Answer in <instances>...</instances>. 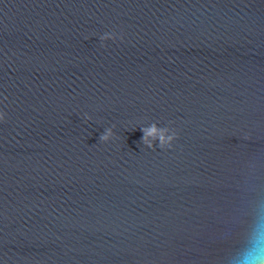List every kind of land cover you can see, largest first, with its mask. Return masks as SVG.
<instances>
[{
	"label": "water",
	"instance_id": "obj_1",
	"mask_svg": "<svg viewBox=\"0 0 264 264\" xmlns=\"http://www.w3.org/2000/svg\"><path fill=\"white\" fill-rule=\"evenodd\" d=\"M0 112V264H223L264 194V0H0Z\"/></svg>",
	"mask_w": 264,
	"mask_h": 264
},
{
	"label": "clouds",
	"instance_id": "obj_2",
	"mask_svg": "<svg viewBox=\"0 0 264 264\" xmlns=\"http://www.w3.org/2000/svg\"><path fill=\"white\" fill-rule=\"evenodd\" d=\"M117 37L114 34H105L100 37L102 42L112 40L115 41ZM120 39H123L122 37ZM86 119L91 117L86 116ZM5 120V114L0 112V122ZM143 132L142 143L149 149H154L155 145L149 141V137L153 140L159 136L160 148L167 146L171 148L172 143L177 139L176 132L165 137L159 133L156 125L153 124L150 130L142 128ZM114 137L111 128H108L100 136L101 143H108ZM223 264H264V194H258L250 220L244 230L238 234L236 246L231 248L224 257Z\"/></svg>",
	"mask_w": 264,
	"mask_h": 264
}]
</instances>
